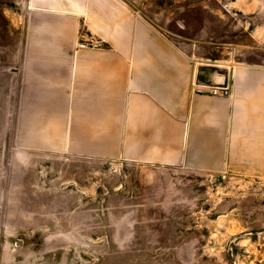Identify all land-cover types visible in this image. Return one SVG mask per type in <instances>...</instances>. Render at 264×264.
Segmentation results:
<instances>
[{"label": "rangeland", "instance_id": "rangeland-1", "mask_svg": "<svg viewBox=\"0 0 264 264\" xmlns=\"http://www.w3.org/2000/svg\"><path fill=\"white\" fill-rule=\"evenodd\" d=\"M124 1L197 62L264 71V0ZM21 42L0 34V264H264L262 170L62 153L55 126H23Z\"/></svg>", "mask_w": 264, "mask_h": 264}, {"label": "crops", "instance_id": "crops-1", "mask_svg": "<svg viewBox=\"0 0 264 264\" xmlns=\"http://www.w3.org/2000/svg\"><path fill=\"white\" fill-rule=\"evenodd\" d=\"M13 2L0 34L22 36L23 126H55L62 153L264 172V71L197 62L124 0H0Z\"/></svg>", "mask_w": 264, "mask_h": 264}, {"label": "built area", "instance_id": "built-area-1", "mask_svg": "<svg viewBox=\"0 0 264 264\" xmlns=\"http://www.w3.org/2000/svg\"><path fill=\"white\" fill-rule=\"evenodd\" d=\"M206 92L212 96H224V97L230 96L231 94V90L227 85L210 86Z\"/></svg>", "mask_w": 264, "mask_h": 264}]
</instances>
